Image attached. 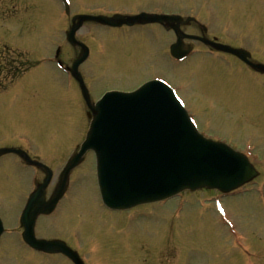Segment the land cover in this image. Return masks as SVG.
Segmentation results:
<instances>
[{
  "label": "rangeland",
  "instance_id": "374dc122",
  "mask_svg": "<svg viewBox=\"0 0 264 264\" xmlns=\"http://www.w3.org/2000/svg\"><path fill=\"white\" fill-rule=\"evenodd\" d=\"M26 2L33 11L35 22L31 27L35 31L25 30L21 24L23 18L21 21L19 18L14 24V20L7 24L14 30L19 29L18 32L13 35L4 32L3 36L13 45H22L18 47L22 51L29 48L31 57L38 58H53L54 49L60 44L61 56L71 63L73 51L65 40L68 23L60 1ZM254 2H258L256 8L250 4L251 0H71V5L75 11L84 5L92 8L97 4L102 9L122 11L139 7L149 11L185 10L192 6L207 21L223 22L230 18L239 21L238 29L247 22H254L252 33L264 43V0ZM206 9L214 11V16H209ZM26 15L24 12L20 17ZM158 28L152 25L108 29L89 24L79 31L80 36L94 46L93 56L82 67L91 77L87 78L90 88L97 89L96 96L109 87H135L157 70L175 78L176 82L182 77L188 79V75L191 81L196 64L188 61L179 70H170L177 63L160 55L161 49L165 52L170 38L161 36ZM216 30H220L219 23ZM28 35H31L28 40L34 42L24 41ZM99 38L102 43L96 45ZM25 43L28 44L23 45ZM99 45H102L101 50ZM4 54L7 56L5 51ZM198 66L194 82L184 88L183 95L189 107L198 109V123L201 127L204 125L203 130L230 134L233 140L255 131L259 134L257 140L262 142L264 86L262 88L261 84L264 85V81L260 84L257 76L238 64L227 70L221 62L206 59ZM27 82L28 88L25 92L21 89L18 100L7 94L0 95V148L17 145L32 149L38 158L53 166L55 160L65 158L73 144L83 139L89 124L87 107L82 104L75 82L52 61L36 65ZM27 90L29 98L26 100ZM257 150L264 155L263 145ZM61 163L56 165L48 193L55 185ZM42 176L30 172L12 153L0 159V214L6 223L0 241V264H70L63 256L45 258L36 252L29 253L20 242L22 228L17 215L21 202L18 201L32 190L35 183H30L32 177L33 181H39ZM251 187L253 185L247 189ZM227 197L217 190H185L181 197L171 200L140 205L123 213L109 212L100 201L94 154L88 152L83 164L71 174L70 187L58 212L40 217L36 234L60 237L70 245L76 243L87 264H241L233 248L242 246L243 234L241 242L239 236L233 238L232 232L236 231L230 227L227 232L222 227V216L228 218L226 214H231L229 218L236 229L250 233L247 234L248 249L258 251L264 245V206H259L253 193ZM219 206L227 213L219 215ZM175 207L178 210H174ZM255 236H261L262 241L252 239ZM120 241L122 245L118 244ZM246 262L257 264L256 256H250ZM259 262L264 264V250L260 252Z\"/></svg>",
  "mask_w": 264,
  "mask_h": 264
},
{
  "label": "water",
  "instance_id": "95a60500",
  "mask_svg": "<svg viewBox=\"0 0 264 264\" xmlns=\"http://www.w3.org/2000/svg\"><path fill=\"white\" fill-rule=\"evenodd\" d=\"M164 19L168 18L146 13L112 17L81 14L73 18L67 36L72 43L85 47L74 37L84 20L119 25ZM174 47L176 49L178 44ZM85 55L83 50L72 66L78 77L77 67ZM89 107L93 118L86 139L61 173L54 197L47 202L42 200L44 187L51 177L49 171L23 212L24 239L34 248L61 251L75 264H83L64 242L37 239L33 225L38 212L52 209L63 193L69 170L77 165L88 149L96 153L104 200L114 206L169 197L184 188L208 186L228 189L254 174L248 162L236 160L234 152L203 139L174 94L163 85L147 83L134 92H111L95 106ZM3 151L6 149H1L0 153ZM118 187L124 191L122 198L125 202L116 201Z\"/></svg>",
  "mask_w": 264,
  "mask_h": 264
},
{
  "label": "flooded vegetation",
  "instance_id": "af4514ba",
  "mask_svg": "<svg viewBox=\"0 0 264 264\" xmlns=\"http://www.w3.org/2000/svg\"><path fill=\"white\" fill-rule=\"evenodd\" d=\"M26 3V0H0V69H3L4 62L8 60V58H6L4 55V49H6V47L8 46L6 42L8 38L6 39L3 34L4 32H6L7 35L14 33V29L10 26H7V24H9L8 21L12 22V20H14V22L12 23L14 24L19 18L20 21L23 18V22L21 23L25 26H28V28H30V26L33 24V11L30 10L31 8ZM94 9V11H96V9L99 10L98 5L94 6ZM24 12H27L26 17H20ZM248 14L249 12L247 13V15ZM230 20L232 19L227 18V22L223 23L220 30H211L201 22H199L198 24L196 22H190L186 25V27L183 28L190 34L201 35L207 37L210 40H215L217 42H221L233 47L245 48L249 51V59L252 62H264L261 61V58H264V43H260V39L255 33H251L248 35V38H245L243 33V31L245 32L244 25H241V28L238 29L236 28V26H230V24L228 23V21ZM250 20L251 19H249V21ZM189 40L190 41L188 42H191L190 44L193 46L191 53L195 52L194 54H202L203 52L208 51L211 54H223L222 56L225 59H230L231 61H235L236 63L241 64L243 68L246 67L247 69L251 70L253 74L261 75L259 72L251 69L250 66L246 65L244 62L233 55L218 52L214 50L210 45L205 44L200 39Z\"/></svg>",
  "mask_w": 264,
  "mask_h": 264
}]
</instances>
